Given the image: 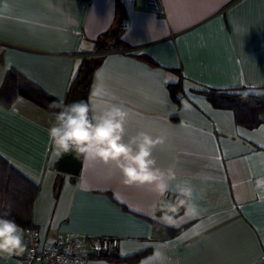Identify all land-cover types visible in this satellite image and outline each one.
I'll return each instance as SVG.
<instances>
[{
	"label": "crops",
	"instance_id": "1",
	"mask_svg": "<svg viewBox=\"0 0 264 264\" xmlns=\"http://www.w3.org/2000/svg\"><path fill=\"white\" fill-rule=\"evenodd\" d=\"M161 3L155 14L145 0H0V87L14 70L63 104L81 59L99 57L89 116L120 107L125 143L141 131L161 139L157 181L127 185L116 164L83 155L77 176L60 173L49 137L56 112L21 96L0 103V156L37 187L30 223L41 246L65 234L98 236L118 245L86 264H264V189L256 185L264 115L247 128L201 93L264 95V0ZM122 21L124 46L98 51L95 41ZM179 200L175 225L161 223L154 207ZM23 255H2L0 264H22Z\"/></svg>",
	"mask_w": 264,
	"mask_h": 264
},
{
	"label": "clouds",
	"instance_id": "2",
	"mask_svg": "<svg viewBox=\"0 0 264 264\" xmlns=\"http://www.w3.org/2000/svg\"><path fill=\"white\" fill-rule=\"evenodd\" d=\"M89 112V105L80 101L56 113L55 123L49 128L55 154L72 152L85 158H98L106 164L114 163L122 171L123 182L127 185L143 186L157 181L153 148L163 141L154 140L141 131L125 143L127 113L120 107L112 106L91 118ZM256 185L264 189V177L258 178ZM156 188L161 196L167 191L163 184H157ZM184 194L187 195V191ZM184 204V200L163 201L154 207V212H160L161 223L175 225V214ZM24 249L23 229L14 220L0 218V256L20 254Z\"/></svg>",
	"mask_w": 264,
	"mask_h": 264
},
{
	"label": "trees",
	"instance_id": "3",
	"mask_svg": "<svg viewBox=\"0 0 264 264\" xmlns=\"http://www.w3.org/2000/svg\"><path fill=\"white\" fill-rule=\"evenodd\" d=\"M123 24L124 21L118 23L116 30L97 39L95 48L98 51H103L112 47H123L124 43L119 40L120 28ZM109 40L114 41L112 46L109 44ZM100 63L99 57H83L81 59L69 82L63 104L36 83L14 70H9L0 87V103L9 106L17 96H21L40 107L52 108L56 113L62 106L63 109L67 106L71 94L82 97L83 102L86 103L92 74ZM151 63L153 62L151 61ZM179 91V84L170 86L173 98H175V93ZM201 93L215 108L231 110L237 123L247 128H254L261 124V116L264 115V95L216 89H209ZM36 189L35 184L21 175L0 156V217L14 220L24 228L31 226L30 206ZM164 230L171 234L175 232L169 228H164ZM111 258L120 259L116 256H111Z\"/></svg>",
	"mask_w": 264,
	"mask_h": 264
},
{
	"label": "built area",
	"instance_id": "4",
	"mask_svg": "<svg viewBox=\"0 0 264 264\" xmlns=\"http://www.w3.org/2000/svg\"><path fill=\"white\" fill-rule=\"evenodd\" d=\"M90 1V0H87ZM119 3L136 0H118ZM149 11L158 14L162 11L161 0H145ZM98 53H93L97 55ZM63 111V106L59 112ZM26 246L22 264H33L41 261L43 264H86L89 257H103L113 252L118 240L106 237H78L65 234L57 237L51 243L41 246L39 243V230L33 226L24 228ZM89 241V250L83 248L84 242Z\"/></svg>",
	"mask_w": 264,
	"mask_h": 264
},
{
	"label": "water",
	"instance_id": "5",
	"mask_svg": "<svg viewBox=\"0 0 264 264\" xmlns=\"http://www.w3.org/2000/svg\"><path fill=\"white\" fill-rule=\"evenodd\" d=\"M80 101H83L82 97L71 94L68 98L67 106ZM81 164V155L70 152L59 156L57 170L60 173L77 176L81 170Z\"/></svg>",
	"mask_w": 264,
	"mask_h": 264
},
{
	"label": "snow or ice",
	"instance_id": "6",
	"mask_svg": "<svg viewBox=\"0 0 264 264\" xmlns=\"http://www.w3.org/2000/svg\"><path fill=\"white\" fill-rule=\"evenodd\" d=\"M145 264H147V262H145Z\"/></svg>",
	"mask_w": 264,
	"mask_h": 264
}]
</instances>
